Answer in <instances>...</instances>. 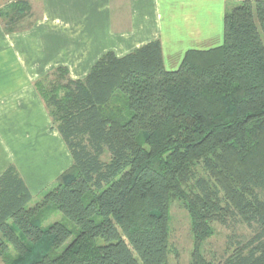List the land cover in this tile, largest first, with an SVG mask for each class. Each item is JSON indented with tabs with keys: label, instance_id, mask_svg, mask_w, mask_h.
<instances>
[{
	"label": "trees",
	"instance_id": "16d2710c",
	"mask_svg": "<svg viewBox=\"0 0 264 264\" xmlns=\"http://www.w3.org/2000/svg\"><path fill=\"white\" fill-rule=\"evenodd\" d=\"M15 2L6 32L34 16ZM55 74L65 82L39 84ZM34 85L72 166L31 204L16 167L1 172L0 264H167L174 198L192 264H264V0L228 4L222 43L187 50L175 70L155 39L106 51L82 79L59 66ZM216 221L254 233L214 262L200 246Z\"/></svg>",
	"mask_w": 264,
	"mask_h": 264
},
{
	"label": "crops",
	"instance_id": "0c3cea01",
	"mask_svg": "<svg viewBox=\"0 0 264 264\" xmlns=\"http://www.w3.org/2000/svg\"><path fill=\"white\" fill-rule=\"evenodd\" d=\"M34 1L41 17L29 28L6 33L0 23V138L43 144L47 160L51 141L67 148L48 127L36 79L59 65L71 79H82L106 51L122 56L155 39L165 69L175 70L187 50L222 43L225 8L235 0H28ZM23 126L32 132L25 141L16 135ZM7 156L1 150L0 174L11 164L3 166Z\"/></svg>",
	"mask_w": 264,
	"mask_h": 264
},
{
	"label": "rangeland",
	"instance_id": "374dc122",
	"mask_svg": "<svg viewBox=\"0 0 264 264\" xmlns=\"http://www.w3.org/2000/svg\"><path fill=\"white\" fill-rule=\"evenodd\" d=\"M15 1L16 0H0V12H1L0 23L2 28H3V23L8 22L9 14L12 9L11 7L12 5L16 4ZM29 3L31 6V11L34 15L33 17H36V19L33 21V17H29V18L24 17L21 20V22L16 26L17 27L16 29L18 30H15L14 32H20L26 28H29L31 24H33L36 20H38L41 17L39 3L37 1L29 2ZM3 31L6 32L4 28ZM14 32H6V33H14ZM222 33H223V27H222ZM59 66L51 68L42 76L46 75L49 72H52L54 69H56ZM55 75H50L47 79H44L43 81L39 82V84L43 88L44 87L49 88L53 80H60L61 83L65 82L63 78L61 79L59 78L58 74ZM37 80L38 79H36L35 81ZM35 81L33 82L34 89H35V85H34ZM42 103L44 105L43 100ZM121 103H122L121 99L115 97L110 103L107 104V109H109V111L115 110L116 107L121 106ZM44 108L47 113L45 105ZM48 117L50 119L48 127L50 128V130L58 132L55 127V123H52V120L49 115ZM19 121L22 120L20 119ZM14 130H16V128H14ZM16 135L25 141V139L28 140L29 135H32V132L29 128L23 126L22 129H19ZM51 142L52 145L54 146V150L51 151L49 158L45 160L46 158L42 159V157L47 151L45 149V145L43 144L40 145L38 143L26 142L25 144L21 143V145L20 144L16 145L14 140L13 141L11 140L9 143H7V142H2L0 138V160L3 159V158L1 159V150H4L8 153L9 156H7L3 166H5L8 163L11 164L13 163L12 165L14 164L17 165L19 170L15 165L14 166L18 170L19 174L22 175L21 177L24 178L23 180H25V182L27 183L26 185L28 186L32 194V201L30 202V204L36 201L37 199H39L45 191L53 187L57 181V178L64 171H67L72 166V159L70 157L68 150L67 151L64 150L65 148H62L63 145L62 146L58 144L55 145L56 143L55 141H51ZM102 158L104 160H108V155H104ZM37 163L38 164L44 163L45 165L43 166L38 165L37 167L36 166ZM35 166L37 168H35ZM40 166L41 168H39ZM198 170L200 171V174H204L201 171V168L199 169L198 167ZM43 171L49 172V174H45L43 173ZM61 218L62 216L60 214H55L51 216L47 221H52L54 219L58 220ZM63 220L67 222L70 227L73 226L71 222L67 221L64 218ZM211 228L212 229L209 237L206 238L202 243V245L200 246V253L206 260H211L214 262L220 260L227 253H230L233 250H235L236 246H238L237 242H241V243L245 242L247 239L252 237L254 233V230L251 227H247L242 222H234V221L233 222L229 221L227 226L222 225L216 221L211 223ZM168 244H169V253L167 257V264H192L191 255L194 245H193V236L191 232L190 217L187 210L184 208L182 202L176 198H174L170 202V206H169Z\"/></svg>",
	"mask_w": 264,
	"mask_h": 264
}]
</instances>
